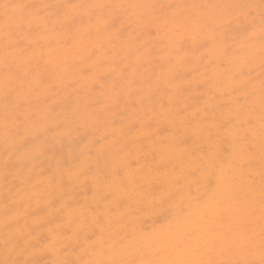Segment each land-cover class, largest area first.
I'll use <instances>...</instances> for the list:
<instances>
[{"label": "rangeland", "instance_id": "obj_1", "mask_svg": "<svg viewBox=\"0 0 264 264\" xmlns=\"http://www.w3.org/2000/svg\"><path fill=\"white\" fill-rule=\"evenodd\" d=\"M17 2L207 5L259 0ZM177 11H183L184 21L150 30L132 24L120 35L119 22L97 32L79 20V31L34 34L38 43L25 65L30 75L22 89L23 110L32 118L7 141L0 87V260L6 255V223L10 232L21 234L22 244L29 243L25 255L40 264L94 258L86 238L96 218L105 217L104 236L113 249L105 258L137 264L192 258L259 264V30L250 36L244 17L218 18L219 31L227 30V37L205 43L208 30L187 21L203 10ZM258 11H253L257 23ZM66 35L71 37L67 45ZM2 59L0 46V81ZM245 80L250 84L241 89ZM245 93L248 107L242 110L235 97ZM250 143L254 151L248 150ZM215 151L233 161L226 172L230 195L195 199L206 190L203 177L210 169L205 154ZM181 200L190 215L178 220L174 207ZM194 249L200 250L198 257Z\"/></svg>", "mask_w": 264, "mask_h": 264}, {"label": "snow or ice", "instance_id": "obj_2", "mask_svg": "<svg viewBox=\"0 0 264 264\" xmlns=\"http://www.w3.org/2000/svg\"><path fill=\"white\" fill-rule=\"evenodd\" d=\"M187 8L203 10L202 14L187 17L188 22H195L202 28L208 30L209 36L205 43H211L221 38L227 37V30L219 31L220 25L218 18L227 17L229 20L244 17L249 21L245 28L252 29L251 35L259 30L261 42V79H260V152H261V184H260V247L261 258L259 264H264V0H259L258 4L254 3H218V4H201V5H155V4H115V3H86V4H26L17 2V0H5L0 3V46L3 49V80L0 81V87L3 89V100L5 106V141L9 135L19 134L26 120L31 119V115L23 110L25 100L23 99L22 89L24 83L29 79V70L25 65L30 64L33 58V45L38 41L33 40L34 34L42 35L47 31L71 33L75 28L77 20L80 25L87 24L89 31L95 27L97 32L109 31L116 27L117 22L120 28L117 35L123 34L132 24H135L141 30H150L154 26L159 27L163 24L168 26L169 22L173 24L185 20L183 10ZM258 11L257 16L253 15L254 10ZM122 10V11H121ZM128 10H134L132 15H128ZM70 35L65 36L64 43L70 44ZM177 44H183V40L176 41ZM225 56L228 55V48L222 49ZM250 84L249 80L240 83L241 89H246ZM236 104L246 110L247 94L235 97ZM9 121L12 126L9 127ZM247 123L253 126L254 118L249 115ZM249 151L255 150V145H248ZM207 160L206 167L210 169L203 177L205 192L195 199L207 197L210 201H215L218 195H230L227 192L229 177L226 172L228 167L233 163L232 160L220 155L215 151L213 155L205 154ZM15 167V165H12ZM9 167V162H5V168ZM25 180L30 182V178ZM191 197V194L189 193ZM173 211V209H169ZM174 215L179 220L190 215V208L185 207L183 201L174 207ZM108 221L105 217H97L93 226L92 234L88 236L87 241L91 242L94 258L89 259H61L54 261L53 264H137L135 260H123L105 258L107 253L113 249L108 246L105 239V230ZM139 227V226H136ZM11 225L5 224L4 250L5 258L0 260V264H40L38 260L28 258L25 253L28 251L29 243L24 241L22 244L21 234L14 231L10 232ZM143 230V229H141ZM99 237L93 240V236ZM97 245L99 247H97ZM55 246V241L51 247ZM35 248V246H32ZM199 249L193 250V256L198 257ZM35 255V252L30 253ZM24 256L20 259L18 257ZM139 264H256L252 260H213V259H184V260H146L140 261Z\"/></svg>", "mask_w": 264, "mask_h": 264}, {"label": "bare ground", "instance_id": "obj_3", "mask_svg": "<svg viewBox=\"0 0 264 264\" xmlns=\"http://www.w3.org/2000/svg\"><path fill=\"white\" fill-rule=\"evenodd\" d=\"M120 28V27H119ZM134 29V28H133ZM73 56V55H72ZM115 61V60H114ZM63 71V70H62ZM66 78V77H65ZM65 80V79H64ZM67 81V80H66ZM68 83V82H67ZM68 86V85H67ZM69 88V87H68ZM68 90V89H67ZM255 226V225H254ZM199 231H201V229H199ZM258 255V257H260V255H259V253L257 254Z\"/></svg>", "mask_w": 264, "mask_h": 264}]
</instances>
